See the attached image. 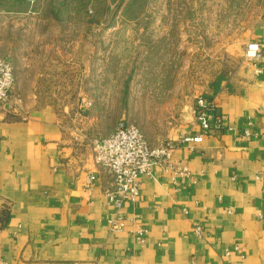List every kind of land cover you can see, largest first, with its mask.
<instances>
[{"label": "crops", "instance_id": "obj_1", "mask_svg": "<svg viewBox=\"0 0 264 264\" xmlns=\"http://www.w3.org/2000/svg\"><path fill=\"white\" fill-rule=\"evenodd\" d=\"M256 2L237 63L202 93L221 124L203 132L189 112L165 135L138 126L150 145L176 146L172 168L140 175L134 202L108 200L111 175L93 161L90 132L67 125L68 111L0 105V264H264V0ZM249 41L260 45L256 62L242 59ZM184 134L202 138L181 142Z\"/></svg>", "mask_w": 264, "mask_h": 264}, {"label": "rangeland", "instance_id": "obj_2", "mask_svg": "<svg viewBox=\"0 0 264 264\" xmlns=\"http://www.w3.org/2000/svg\"><path fill=\"white\" fill-rule=\"evenodd\" d=\"M257 5L0 0V55L13 64L14 105L66 110L67 125L90 139L122 122L165 135L188 124L208 80L237 63L234 46Z\"/></svg>", "mask_w": 264, "mask_h": 264}, {"label": "built area", "instance_id": "obj_3", "mask_svg": "<svg viewBox=\"0 0 264 264\" xmlns=\"http://www.w3.org/2000/svg\"><path fill=\"white\" fill-rule=\"evenodd\" d=\"M261 54L260 45L254 41L246 43L244 57L256 62ZM15 84V72L11 61L0 55V105H10L15 102L13 94ZM195 117L203 132L210 130L212 125L221 124V118L214 112V104L211 100L200 96L196 101L194 109ZM201 134L181 135V142H198ZM171 139H167L158 145L152 146L147 141L143 132L135 124H123L118 126L110 134L94 139L92 145V158L94 163L111 175V187L107 189L108 200L116 207L122 202L136 201L139 196L141 174H151L156 166L172 168L170 154L175 147ZM180 174H187L181 169ZM94 174H90L87 182L92 183ZM111 231H118L123 226L120 220L110 218L108 220ZM143 229L137 234L140 240L143 239Z\"/></svg>", "mask_w": 264, "mask_h": 264}]
</instances>
